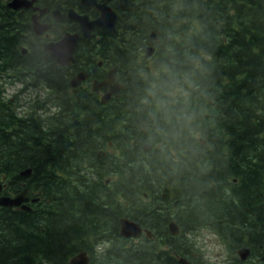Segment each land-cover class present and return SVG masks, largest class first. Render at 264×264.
<instances>
[{
    "label": "trees",
    "instance_id": "1",
    "mask_svg": "<svg viewBox=\"0 0 264 264\" xmlns=\"http://www.w3.org/2000/svg\"><path fill=\"white\" fill-rule=\"evenodd\" d=\"M139 17L136 36L92 38L63 66L0 0V178L5 193L39 197L31 210L0 205V264H69L84 250L89 264H264V0H145ZM97 59L123 82L106 103L70 83ZM7 78L49 94L22 114ZM170 183L177 204L162 195ZM123 216L153 236H124ZM202 228L226 259L189 237Z\"/></svg>",
    "mask_w": 264,
    "mask_h": 264
},
{
    "label": "flooded vegetation",
    "instance_id": "2",
    "mask_svg": "<svg viewBox=\"0 0 264 264\" xmlns=\"http://www.w3.org/2000/svg\"><path fill=\"white\" fill-rule=\"evenodd\" d=\"M6 3L12 0H4ZM24 4L13 9H19L27 17L28 23L32 30L42 40L44 47L47 41H58L62 39L66 33H77L79 35L75 45L74 55L75 63L78 59V48H83L87 42L92 38L98 37H111L114 35L125 34L128 37L136 36L139 28L143 23H140V7L145 0H23ZM8 5V4H7ZM104 12H110L111 16L116 17L117 22L115 24V31H106L101 26L93 28L89 34H85L82 21L75 15L87 16L89 20H94L102 17ZM35 20H37L38 26L48 24V28L42 30V32L35 31ZM87 27V26H85ZM149 45V44H148ZM147 45V46H148ZM146 50V49H145ZM81 63L86 65L88 63L89 54H85L83 57H79ZM58 63V60L55 58ZM113 67H117L116 64L107 66L106 62L102 59H97L92 65L82 69L81 71H88L87 79L82 80L83 86L92 85L95 87V82L102 81L110 77V73ZM80 71V70H79ZM77 71V72H79ZM80 71V72H81ZM76 72V73H77ZM74 73L73 75H75ZM115 73V72H114ZM72 75V76H73ZM120 80L116 71L114 81ZM121 81V80H120ZM94 84V86H93ZM90 85V86H91ZM108 90L107 87L101 86L98 91H94L98 96H102ZM171 199L173 197H170ZM175 203V202H174ZM177 204V203H176Z\"/></svg>",
    "mask_w": 264,
    "mask_h": 264
},
{
    "label": "water",
    "instance_id": "3",
    "mask_svg": "<svg viewBox=\"0 0 264 264\" xmlns=\"http://www.w3.org/2000/svg\"><path fill=\"white\" fill-rule=\"evenodd\" d=\"M12 7H19L24 4L23 0H12L11 2L8 3ZM110 12H104L102 14V17H99L94 20H89L87 16L83 15H75L79 20L82 21L83 24V29L85 34H89V32L97 27L101 26L104 30L106 31H115L116 30V22L117 18L112 17V14H109ZM37 20H35V31L36 32H42L45 28H48V24H44L43 26H38ZM87 26V27H85ZM79 35L77 33H71L68 32L65 34V36L58 40V41H51V42H46L45 43V49L50 53V55L58 60V62L63 65V64H68L70 65L72 60L75 59L74 56V50H75V45L78 40ZM155 47L153 45L148 46L147 48V56H150ZM24 52H26L27 49H23ZM115 68L110 73V77L102 80V81H97L95 83V88L94 90L97 91L98 88L101 86H107L109 87V90L103 95L102 100L106 102L109 100L110 96L113 93L120 94V88H121V83L119 81L113 82V79L115 77ZM88 71H81L78 74H76L72 80L71 84L77 85L81 82V80L85 77H87ZM145 147L148 148L150 147V144L146 143ZM31 168H26L22 170L21 173L23 174H29L31 172ZM3 189V183L0 180V204L5 205V206H14V205H21V207L26 208V209H31V206L24 203L25 201L29 200L30 197L27 195V189H24L21 192H18L15 195H9V194H1ZM183 194V189L180 185L173 183V184H167L163 187V196L165 198H169L171 196L174 197H180ZM36 198H32V200H36ZM170 228L172 232L177 233L179 232V225L177 222L173 219L170 221ZM143 229L148 232L149 235H152V232L148 228H144L143 225L136 220H132L130 218L124 217L121 220V231L124 235L131 236V235H139ZM241 256L243 258H246L248 254L250 253V248L249 247H242L240 249ZM90 261V256L89 253L84 250L81 251L75 255H73L70 258L69 264H88ZM180 264H195L194 262L190 261L186 257H181L180 258Z\"/></svg>",
    "mask_w": 264,
    "mask_h": 264
},
{
    "label": "rangeland",
    "instance_id": "4",
    "mask_svg": "<svg viewBox=\"0 0 264 264\" xmlns=\"http://www.w3.org/2000/svg\"><path fill=\"white\" fill-rule=\"evenodd\" d=\"M149 71L153 74L159 73L158 68L154 65V61H149ZM9 80L8 78L6 81ZM23 82L13 81L6 83L5 96L11 98L15 95L18 99V110L20 113H25L35 107V98L40 96L46 97L49 94L48 89L43 86H29L28 88L21 89ZM189 237L196 241L201 249L205 252V256L210 259H222L226 256L225 244L219 240V236L208 228H202L198 232L189 233Z\"/></svg>",
    "mask_w": 264,
    "mask_h": 264
}]
</instances>
